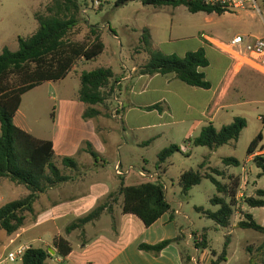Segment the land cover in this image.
Here are the masks:
<instances>
[{
    "label": "rangeland",
    "instance_id": "1",
    "mask_svg": "<svg viewBox=\"0 0 264 264\" xmlns=\"http://www.w3.org/2000/svg\"><path fill=\"white\" fill-rule=\"evenodd\" d=\"M51 1L0 0V52L5 47L10 51H16L18 49L17 37L27 38L35 33L38 24L34 17L36 14H44L47 4H50ZM79 1L82 8L91 4L90 0ZM115 1L102 0L98 9L92 10V8L88 7L89 9L85 16L79 15V24L71 29L68 36H66L67 42L88 44L92 40L89 37V29L92 26L97 28L96 31L101 36L105 50L93 61H77V71L71 72L67 75L68 77L66 76L67 78L59 80L54 89L44 85L35 88L29 96H26L21 106V110L24 113L22 120L24 131L36 138H49L53 128L52 113L55 111L57 112L56 124L61 130L60 135H66L63 131V126L71 123L73 129H76L71 134V140L74 143L81 141L85 134L77 129L79 128L80 120L78 114L76 117V108L73 107L70 110L64 104L67 99L76 97L80 87V81L77 76L83 71H93L100 67H109L115 73H119L122 68H125L124 65L128 66L134 61H140L139 59L145 62L147 55L142 50L144 31L150 36V47L165 42L158 48L166 53L172 51L171 49L192 50L197 46V41L203 42L202 38L205 36L210 39L204 40V44L212 48V42L216 44L227 43L237 34L264 35V23L249 13L223 14L222 16H217L216 14L207 15L202 12L191 14L183 5L178 7H154L143 5L141 1H130L126 5L117 8L114 6ZM204 50L207 58L211 60V51L206 48ZM236 66L241 69L247 67L241 66L240 63ZM252 71L264 76V74L256 70ZM207 76L210 79L216 78L218 72L210 69L207 71ZM124 87L125 85H122L121 89L115 87L113 98L110 97L105 104L99 107L104 124V127L100 129L103 137H94L92 139L93 147L91 148L92 152L95 153L94 155H96L93 160L97 162V166H103L104 171L112 176H115L114 167L120 162L122 170L132 167L133 170L129 175L130 177L136 175L137 169L146 173H155V166L160 165L157 164V155L162 149L168 147L167 140L172 135L179 141L178 147L180 146L181 151L175 152L168 159L169 165L166 167V174L159 170L156 173L159 172L157 174L167 191L168 200L173 202L181 199L184 204L182 211L187 217L184 220L182 217L177 216L176 221L178 223H186V227L191 232L205 230L208 252L211 250L220 255L228 237V256H226V262H221L220 264H262L264 254L258 253L256 248L264 244V235L253 230H242L233 227L237 223L238 218L241 217V207L246 206L244 199L255 194V190H251V187L264 190V177H258V174H256L258 169L252 164V173L249 174L248 182L246 183L247 189L243 192L242 197L238 201V206L234 209V214L231 217V226L223 228L216 225L201 213L193 210L194 207L198 206L212 211L217 209L212 207L210 203V199L217 195L212 183L209 180H203L199 185L191 188L188 195H182L177 185L181 172L187 169L195 170L201 160V156L208 151V148L192 146L191 155L188 156L183 146L185 143L183 142V137L185 129H188V124L182 126V129L160 128L158 130L139 132L137 129L130 130L125 123L120 121L122 111L119 112V119H114L111 116V111L113 108L116 109V99L121 100V94L124 96ZM238 94L240 105L235 104L234 107L221 113L213 124L216 129H220L222 126L230 124L234 118L239 117L246 121V127L240 132L236 141L217 149V156L211 159L213 168H224L220 162L224 157L234 156L240 165L243 164L247 157L248 146L258 133H261L262 140L260 144L264 150V84L253 79L245 81ZM144 122H150V119H145ZM146 136L154 138V142L149 146L139 147L131 142L133 138L145 139ZM119 144L127 146L117 149ZM84 148L85 146L83 150ZM77 152V150H71L68 157L78 162L79 171L84 174L86 166L85 164H80V159H86L87 157L76 154ZM55 163L60 168V163L56 158ZM227 171L231 174H238L240 173V167L229 165ZM115 178L118 181V187L115 190H111L105 199L98 201L95 209L102 204L111 203L113 198L118 200L120 197L118 195L120 178L116 176ZM140 180L142 179L140 178ZM81 192L84 191L81 189ZM26 194L27 190L24 186L2 179L0 196L3 197V201H0V207L10 201L14 202V200L24 197ZM117 204L116 202L113 205L117 206ZM35 207L37 208L38 204ZM244 209L253 216L257 223L264 226L262 217L264 209L249 208L248 206L244 207ZM29 217L31 218L32 216ZM53 227L50 223L46 224L33 230L32 236H22L12 244L9 243L10 238L5 235L4 231H1L0 264H22L19 257H17L15 262H9L6 259L7 254L11 251H16L20 244L35 248L43 246L41 242H32V239L40 236L43 243H47L55 232ZM62 233H64V230ZM71 234H73L70 238L71 245H75V241L84 237L83 233L78 230L73 231ZM64 235L66 234L64 233ZM247 259L249 263L246 262ZM51 264L55 263L52 262Z\"/></svg>",
    "mask_w": 264,
    "mask_h": 264
},
{
    "label": "trees",
    "instance_id": "2",
    "mask_svg": "<svg viewBox=\"0 0 264 264\" xmlns=\"http://www.w3.org/2000/svg\"><path fill=\"white\" fill-rule=\"evenodd\" d=\"M130 1H141L143 5L161 6H185L191 14L215 13L217 16L223 12L214 5H205L200 0H116L115 7L119 8ZM81 2L79 0H52L47 4L44 14H36L34 19L38 28L30 37H18V49L10 51L3 48L0 52V180L7 179L11 183L22 185L28 194L20 199L10 201L0 207V232L10 237L21 229L26 218L33 215L34 204L41 194L67 182L69 176L63 174L64 170H75L77 164L74 159L63 157L59 169L55 163V153L51 141L42 140L17 128L13 122L21 97L26 92L46 81H59L65 78L77 61L85 62L95 60L104 51V44L97 28L90 26L88 44L67 42L66 36L71 29L79 24L81 14ZM82 15V14H81ZM143 36L142 50L145 52L146 61L137 68L140 76L174 75L180 82L194 88L208 89L209 81L206 80L203 69L208 66V60L203 48L195 52H187L184 56L166 55L157 49H152L149 43V35L146 31ZM80 87L79 100L86 105L83 119H93L101 113L94 107L101 106L112 97L116 87V79L111 68H96L91 71H83L79 75ZM118 86V85H117ZM159 108V105L147 109ZM263 121V120H262ZM264 123V121H263ZM246 127V121L236 117L227 125L217 130L209 123L199 134L189 140L193 147H205L217 150L227 144L233 143L239 137L240 132ZM261 133L251 141L247 149V155H251L260 146ZM83 151L95 158L90 144L85 143ZM181 149L171 145L162 149L157 155V163H164L175 152ZM225 166L235 165L238 161L233 157L222 158ZM203 163L194 169L184 170L179 177L178 186L182 195H187L192 187L197 186L203 180H209L215 187L217 195L210 199L217 210H204L197 207L194 210L210 219L216 225L228 228L231 225V217L235 207L238 206L236 195L239 189L240 176L226 178L223 172L211 168L210 172H202ZM254 166L259 170V177H264V159L257 155L253 158ZM218 177H222L218 180ZM120 178L118 195L122 197V214L137 216L145 227L151 226L160 216L171 215L172 209L166 199V189L160 181V177L153 180L141 178L140 183L125 185ZM117 198L111 203L102 204L88 215L75 220L64 229L66 235L75 230L83 233L85 225L96 221L100 215L110 210ZM249 208L264 209V190L257 189L253 196L244 199ZM242 220L237 222L236 229L253 230L264 235V227L257 223L250 214L241 213ZM179 241L178 238L160 241L154 245H141L140 250L158 254L171 244ZM52 246L56 250V256L64 259L71 251L70 243L62 236L54 237ZM196 246H204L202 242ZM259 253L264 254V245L259 246ZM48 251L42 248L28 246L21 257L22 264H46L50 257ZM184 264H193L186 250H181ZM227 256V243L224 244L222 253L215 263L225 261ZM214 264V263H213ZM264 264V256L263 262Z\"/></svg>",
    "mask_w": 264,
    "mask_h": 264
},
{
    "label": "crops",
    "instance_id": "3",
    "mask_svg": "<svg viewBox=\"0 0 264 264\" xmlns=\"http://www.w3.org/2000/svg\"><path fill=\"white\" fill-rule=\"evenodd\" d=\"M258 36L262 35L260 34ZM209 39L210 38L207 36L203 37V42L197 41V46L192 50L171 49L172 51L168 53L163 52L166 55H177L178 57H182L187 52H195L200 48L210 50L212 53L211 60L206 57L208 60V66L203 69L205 78L209 81L210 87L208 89L190 87L180 82L174 75L165 76L156 74L152 76H140L137 74V68L145 63L141 59H139L140 61L138 62H132L128 66L124 65L125 68H122L119 73H115L111 69L117 81L115 86L121 89L122 85H125L124 96L121 94V100H119L122 103V117H120V121L125 123L130 130L137 129L139 132L158 130L160 128H167L170 130H173L174 128L182 129V126L188 124V129L184 128L186 131L183 137V142H185L183 146L185 147L188 156H190L192 152V144L188 141L195 138L203 127L209 123L213 124L221 113L234 107L235 104L240 105L238 92L244 86L245 81L253 79L256 82H262V84H264V76L259 75L248 67L241 69L236 66L235 63L231 61L230 57L217 49L216 46L212 45V48L207 47L204 44V40ZM164 43L165 42H161L157 46L152 45L151 48L160 50L158 47ZM210 69L218 72L216 78H208L207 71ZM76 71L77 66L75 65L68 75L71 72ZM77 78H79V75ZM57 82L59 81H46L35 88L45 85L48 88L54 89ZM35 88L22 95L21 104L14 115L13 122L17 128H20L21 130L24 129L22 122L24 113L23 110H21L22 102L26 96H29L31 92L35 90ZM64 104L70 110L73 107L76 108V117L78 114L80 120V125L77 129L84 133L85 136H83L82 140L78 143H74L71 140V134L74 133V130L76 129H73L71 123L63 126V131L66 135H60V127L56 124L57 112L54 111L52 113L53 128L51 130V136L49 138L38 139L52 142L55 158L59 163L61 162L59 158H69V152L73 149L78 151L76 154H81L82 156L85 155L87 158L80 159V164H85L86 170L84 171V174L80 173L79 164L76 161L77 168L75 170L65 169L63 174L69 176V180L40 195L34 204L32 217L26 218L23 227L9 237V243L12 244L22 236H32L33 230L50 223L54 226L53 228L55 231L52 234L50 241L43 243L40 236L32 239V242L37 241L43 244V246H38V248L48 251L47 253H49L50 257L46 260V264H51L52 262L55 264H184L181 250H186L190 259L196 260L197 264H220L221 262L215 263L219 254L211 250L209 253L207 250L208 241L204 232L205 230L191 232L186 227V223H178L176 221L177 216L182 217L184 220L187 217L182 211L184 206L182 200L177 199L171 202L168 200L167 195V202L172 209L171 215H161L160 218L149 227H145L142 221H140L135 215L122 214V197H119L117 200V206L113 205L110 210L104 211L96 221L88 225L86 224L83 228V239H78L75 241V245H71L70 238L73 234L70 233V235H64V233H62L64 230L63 228L92 212L98 201L105 199L111 190H115L118 187V181L114 175L112 176L111 174L106 173L103 166L98 167L97 162L93 160L88 152L83 151L85 143L88 142L92 148V139H94V137H103V133L100 131V129L104 127L103 120L101 119L102 112L99 109L100 106L94 107L100 111L101 114L99 116L93 119H83L82 116L86 105L79 100L78 92L75 98L67 99ZM154 105H159V108L147 109ZM148 118L150 119V122H144L145 119ZM131 142L133 145L145 147L151 145L154 142V138L148 136H146L145 139L133 138ZM178 142L179 141H177L172 135L167 140V144H169L168 147L171 145L178 146ZM126 146L127 145L119 144L117 149ZM207 150L208 151L201 156V160L198 163L199 165L204 162L201 170L202 172H210V169L213 168L211 166V159H214V157L217 156V150ZM257 155H261L264 158V150L261 147V144L253 154L247 155L243 164L238 165V167H240V173L238 174L229 173L227 171L228 166L223 164L224 168L213 169H216L218 172H223L226 178H229V176H240V181L243 171H245L247 172L248 182V176L252 173L251 166L253 164V158ZM233 158L235 157L233 156ZM221 160L220 162L222 163ZM93 162H95V164H93ZM119 164L122 166L121 162ZM168 165L169 162L167 159L164 163L156 165L155 169L156 171L159 170L163 172V174H166V167H168ZM59 169L63 170L61 164ZM256 174H259V170ZM127 176L122 179L125 185L140 183V177L137 173L132 177ZM221 178L218 177V180ZM246 183L243 190L240 189L241 184H239V189L236 195L237 202L240 199V192L243 195V192L247 189ZM81 189L84 192H81ZM251 190L256 191L257 189L251 187ZM0 201H3L2 196H0ZM37 204L38 207L36 208L35 205ZM244 207L246 206L241 207V212L249 214L245 211ZM195 208L197 207H194L193 210ZM262 217L264 219V213ZM101 220L103 224L101 223ZM240 220H242V216L238 218L237 222ZM236 224L237 223L233 225L234 228H236ZM260 225L264 227L262 224ZM57 236L64 237L70 243L72 248L71 253L64 259L56 256V250L52 246V240ZM197 236H201V238L202 236L204 237V246H196L194 239ZM175 238L179 239L177 243L167 246L156 255L139 249L141 245H154L160 241L162 242ZM226 243L228 256V237ZM259 246L256 248L258 253ZM19 247L27 248L28 246L26 244H20L17 248ZM222 262H226V256L225 261ZM246 262L249 263V260L247 259Z\"/></svg>",
    "mask_w": 264,
    "mask_h": 264
},
{
    "label": "built area",
    "instance_id": "4",
    "mask_svg": "<svg viewBox=\"0 0 264 264\" xmlns=\"http://www.w3.org/2000/svg\"><path fill=\"white\" fill-rule=\"evenodd\" d=\"M102 0H90L88 5L92 10L98 9L101 5ZM205 5H214L216 8L221 10L223 14H244L249 13L254 17L259 18L264 23V0H200ZM87 6L81 8V14L86 15ZM217 49L228 55L236 65L240 63L241 66H247L252 70H256L261 74H264V35L262 36H250V35H234L227 43H215L212 42ZM114 96V91L112 98ZM115 98V97H114ZM116 109L113 108L111 111V116L114 119H119V112L122 108V103L119 99H116ZM132 167H128L126 170H122V166L117 164L114 167V174L116 177H125L129 175L132 171ZM136 173L140 178L146 180H153L158 178V174L146 173L144 171L136 170ZM247 182V172L243 171L241 177V187L243 190L245 183ZM239 197H242L240 192ZM195 243L202 242L201 236L195 237ZM26 248L19 247L14 252H9L6 259L9 262H15L17 257L21 258ZM193 264H197L196 260H191Z\"/></svg>",
    "mask_w": 264,
    "mask_h": 264
}]
</instances>
